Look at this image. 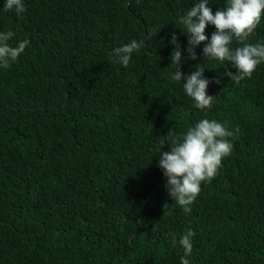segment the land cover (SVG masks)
Instances as JSON below:
<instances>
[{"label":"trees","instance_id":"1","mask_svg":"<svg viewBox=\"0 0 264 264\" xmlns=\"http://www.w3.org/2000/svg\"><path fill=\"white\" fill-rule=\"evenodd\" d=\"M198 2L23 0L18 15L0 0V32L29 41L0 68V264H180L189 230L190 264H264V63L236 83L208 41L191 59L178 19ZM133 40L125 68L110 54ZM249 42H264V18ZM173 50L183 76L204 69L211 108L170 79ZM205 118L235 133L232 151L185 214L158 161Z\"/></svg>","mask_w":264,"mask_h":264},{"label":"clouds","instance_id":"2","mask_svg":"<svg viewBox=\"0 0 264 264\" xmlns=\"http://www.w3.org/2000/svg\"><path fill=\"white\" fill-rule=\"evenodd\" d=\"M208 3L209 0H199L178 19L185 29L184 33L190 37L189 57L195 59V46L208 41L202 50L203 56L210 60L227 61L236 70L235 74L225 72V76L236 83L250 78L256 68L264 63V42H249L264 18V0H225L224 7L218 8L215 13L207 7ZM3 7L5 11L14 10L18 15L26 11L23 0H4ZM209 25L215 28L210 40L205 35ZM14 36L12 31L0 32V68H10L29 44L24 39L17 46H10L8 42ZM234 41L238 47H232ZM171 42L176 43L175 35ZM143 47V41L133 40L114 48L110 55L114 62L127 68L132 54ZM170 60V65L174 66L169 73L170 79L176 82L184 80L182 90L194 102L196 109L204 111L211 108L214 97L207 94L209 81L203 77L204 69L197 65L190 75L183 76L180 71V51L173 50ZM234 134L225 124L205 118L188 127L181 137L175 138L169 145L170 151L159 152L158 167L167 179L165 190L185 214L191 212V205L201 191V184L210 182L223 159L231 154L229 138ZM194 235L189 230L178 241L183 250L180 264H190L188 257L192 253L191 238ZM172 243L176 245L175 238Z\"/></svg>","mask_w":264,"mask_h":264},{"label":"water","instance_id":"3","mask_svg":"<svg viewBox=\"0 0 264 264\" xmlns=\"http://www.w3.org/2000/svg\"><path fill=\"white\" fill-rule=\"evenodd\" d=\"M116 264H119V262H117Z\"/></svg>","mask_w":264,"mask_h":264}]
</instances>
